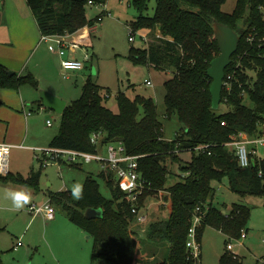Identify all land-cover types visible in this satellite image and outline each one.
<instances>
[{
    "label": "trees",
    "instance_id": "obj_1",
    "mask_svg": "<svg viewBox=\"0 0 264 264\" xmlns=\"http://www.w3.org/2000/svg\"><path fill=\"white\" fill-rule=\"evenodd\" d=\"M1 2V0H0ZM41 35L75 34L84 28H93L95 21L86 17L89 2L103 5L106 0H26ZM138 16L131 24V33L146 29L149 42L143 49H130V59L172 76L163 87V118L175 117L182 125L175 140L164 137L163 124L152 98L123 93L116 95L118 112L105 106V93L91 78L86 81L81 97L71 102L60 117L57 135L49 149L75 150L95 153L92 137L103 134V144L122 143L131 156H139V171L150 192H145L141 203L159 191L169 193L167 218L150 222L145 227L133 225L130 206L124 202L114 174L105 169L99 174L112 198L107 200L92 175L83 184V198L74 201L68 193L51 196V205L60 206L76 227L93 239L92 262L103 264H193L186 249L190 221L197 207L207 213L198 231V241L206 227L222 232L228 239H239L246 231L250 210L234 204L228 215H223L211 204L214 183L228 179L229 190L242 197L264 198V159L250 169H240L226 144L232 136L244 133L256 136L264 124V47L250 46L245 35L251 29H263L259 9L264 0H236L232 14L222 12L226 0H156L152 17L145 13L150 0H133ZM220 23L241 31L238 50L225 76L234 70L238 55L241 68L236 71L233 92L222 104L230 111L217 114L212 109L207 75L210 63L219 56L213 25ZM160 37H157V34ZM88 36L86 40H90ZM250 74H253L251 76ZM29 87L38 90V82L31 75L10 77L0 65V89L20 90ZM104 93V94H103ZM109 94V93H108ZM251 106L244 104V96ZM38 109L42 108L37 101ZM225 123V126L221 124ZM199 146H209V153H197ZM191 152V161L182 168L184 177L167 188L169 170L166 160L179 162L178 154ZM42 169V168H41ZM261 172V176L259 173ZM39 172L27 178L8 174L0 176V183L39 191ZM53 206V207H54ZM101 209L103 218L87 220V209ZM137 228V229H135ZM144 228V229H143ZM227 241V242H228ZM226 242V245H227ZM148 247L151 251L148 254ZM167 252H163L166 251ZM241 258L227 249L219 264H241ZM0 264H4L0 257Z\"/></svg>",
    "mask_w": 264,
    "mask_h": 264
},
{
    "label": "rangeland",
    "instance_id": "obj_2",
    "mask_svg": "<svg viewBox=\"0 0 264 264\" xmlns=\"http://www.w3.org/2000/svg\"><path fill=\"white\" fill-rule=\"evenodd\" d=\"M133 0H106V11L101 22H96L94 31L87 27L79 30L74 39L78 35L88 33L81 40L84 43L82 51L77 52L75 57L81 61L84 60V55L88 54L92 57V61L86 62L84 69L81 72L70 73L69 78L65 79L62 75L61 62L57 55L48 51V46L43 45L37 55L40 61L49 64V68L43 72L42 69L37 70L40 81L39 91L50 93L63 101L70 104L78 100L83 91V87L91 78L92 81L103 89V92L109 93V98L105 101V106L113 112H118L116 95L120 92L129 98L134 96H143L145 98H152L157 105L160 121L163 124L164 137L167 141L175 140L176 136L181 132L182 125L173 117L170 121L163 118L164 114V83L172 75L170 73L160 72L153 67L134 63L130 59V49H143L146 44L143 38L148 34V30L142 29L134 32L135 42H129L131 24L135 21L138 13L133 6ZM236 6V0H226L222 6V12L225 14H232ZM156 0H150L146 15L152 17L155 13ZM101 9L95 7H87L86 17L90 21H95L101 15ZM90 37V40L86 38ZM54 60V64L52 63ZM36 57L27 63L28 69L34 68ZM30 71V70H29ZM29 72L26 71V75ZM151 83L152 86H147ZM32 92L30 88H26ZM39 96V92H38ZM244 104L247 107L251 106L250 101L245 98ZM33 106V105H32ZM33 122L37 133L40 135L47 145V140L51 135H55L60 126V115L52 111H38L36 106H33ZM36 109V110H35ZM230 111V108L222 105L215 112L217 114H224ZM47 121L52 122V127L48 128ZM42 150H48V147ZM105 156V152L103 153ZM179 162H172L170 159L166 160V166L169 170V176L166 187L169 188L179 182L184 173L182 168L186 167L191 161V152H182L178 154ZM15 159L19 160L18 168H14L13 164ZM11 171L19 173L27 178L30 169L35 172L40 170V162L37 157L32 156V153L27 151L13 150L10 154ZM9 169V170H10ZM100 166L93 162L91 164L82 165L80 167H70L67 165L53 164L41 171L39 180V191L36 197L38 199H31V204L39 206L41 202L49 200L50 195H56L62 190L69 191L71 195V188L74 184H82L85 177L89 174L95 178L99 184L100 193L107 200L111 199V193L107 189L105 183L99 178ZM117 183V182H116ZM215 190L214 198L211 204L214 208L218 209L223 215H228L234 204H242L250 210V217L247 223L249 237L246 242V247L243 248L240 258L245 264L254 260L257 264H264V255L258 254V250L264 249L262 240L264 238V209L263 197L248 196L242 198L229 190L228 179L224 178L220 183H214ZM4 189L0 187V257L4 264H50L49 257L51 256V248L57 252L59 250L62 255L66 256L73 264H88L91 261L93 239L86 233L79 235L78 227L72 225L66 213L60 206L56 210V216L60 218L52 231L48 227L50 222L45 221L41 216L32 220L31 214L28 212V206H25L21 211L13 209L11 201L5 199ZM71 198L74 199L71 195ZM154 195L151 196L150 217L147 225L150 222L160 221L167 218L168 210L165 207L158 206V201ZM165 197L163 198V200ZM208 209V207H206ZM146 225V226H147ZM137 229V228H135ZM144 229V228H143ZM79 230V231H77ZM211 230V231H210ZM214 230V231H213ZM217 230L206 227L202 232V238L206 236L207 232L212 237L213 232ZM46 236V237H45ZM53 240H55L53 242ZM252 240V242H251ZM18 241H21L22 247H17ZM225 239L222 237L220 240L204 239L203 260L197 264H219V258L215 256L218 251H221L226 246ZM232 246L237 247L239 244L236 240H229ZM249 242L251 243L249 245ZM48 248H45V246ZM58 248V249H56ZM56 249V250H55ZM49 250V251H48ZM233 250V249H232ZM148 254L151 251L150 247L147 249ZM238 250H234L237 254ZM163 252H167L163 251ZM64 253V254H63ZM85 255L87 258H85ZM63 257V261L67 258ZM88 259V260H87ZM68 260V261H69ZM60 262V260H59ZM70 262V261H69ZM91 264H103L91 262Z\"/></svg>",
    "mask_w": 264,
    "mask_h": 264
},
{
    "label": "built area",
    "instance_id": "obj_3",
    "mask_svg": "<svg viewBox=\"0 0 264 264\" xmlns=\"http://www.w3.org/2000/svg\"><path fill=\"white\" fill-rule=\"evenodd\" d=\"M130 0H128L129 2ZM90 7L101 9V15L97 17L98 22H101L104 14L107 13L106 5H95L92 2L88 4ZM261 22L263 29L258 30L253 28L245 35V42L250 46H257L258 49L264 47V8H260ZM94 27L92 29L93 32ZM80 32V31H79ZM66 34V35H54L44 36L41 35V41L48 45L49 52L57 55L61 60L62 75L65 79L69 78L70 73L81 72L84 69L85 63L92 61V57L88 54L84 55V60L81 61L75 57L77 52L82 51L84 47L83 41H81L88 33L78 35L77 39L74 37L79 33ZM149 34V31H148ZM148 34L143 38L145 44L149 42ZM129 42H135L134 33H130ZM160 37V34H157ZM247 53L238 55L235 63L233 64L234 70L224 77L222 92H225L224 103L227 102V98L233 92V83L235 81V74L238 69L241 68V61L243 57H246ZM233 63V61H232ZM172 74L171 72H168ZM253 76V74H250ZM147 86H152L151 83H147ZM105 99L109 98V94L105 93ZM246 98L245 94H243ZM222 102V97H221ZM223 103V104H224ZM222 104V103H221ZM222 104V105H223ZM43 109V108H42ZM30 115V114H29ZM225 126V123L221 124ZM48 127H52V122H47ZM104 135L99 133L92 137V144L96 147L95 153H85L75 150L64 149H49L37 150V160L40 162L42 168H46L50 165L57 164L59 166L67 165L70 167H80L82 165L97 163L101 170L109 169L113 174L117 182L119 189L124 194V202L130 206V212L134 217L133 225L136 227H145L150 219L148 213L150 212V205L146 203L151 197H147L143 203L141 198L145 192H150L147 183L143 180L142 174L139 171V156H131L127 153L125 146L122 143H108L103 144ZM226 148L230 150L234 156L237 165L240 169L246 170L255 166L262 160L261 153L264 152V124L261 132L256 136H249L241 133L231 137V141L226 144ZM12 147L10 145L0 143V176H7L9 174V160ZM209 146H199L195 149L197 153H210L208 152ZM105 152V156L103 153ZM261 176V172L259 173ZM160 198L158 206L167 208L169 204V193L166 191H159L154 195ZM165 199L163 200V198ZM155 199V200H156ZM28 212L33 218L41 216L45 221L51 222L55 219L56 210L50 202L40 204H32L28 207ZM207 213V209L202 210L197 207L194 211L190 226L188 230V238L186 242V249L189 253V257L193 261V264L200 262L201 246L198 241V231L202 227L203 219ZM247 238V232L242 231L239 239L236 242L241 246L244 240ZM21 241L18 242L17 247H21ZM226 249L232 253L234 246L231 243L226 245ZM235 255V254H234ZM236 256V255H235ZM238 257V256H237Z\"/></svg>",
    "mask_w": 264,
    "mask_h": 264
},
{
    "label": "crops",
    "instance_id": "obj_4",
    "mask_svg": "<svg viewBox=\"0 0 264 264\" xmlns=\"http://www.w3.org/2000/svg\"><path fill=\"white\" fill-rule=\"evenodd\" d=\"M92 29L93 28H91V31ZM43 45H47V44L41 41V33L39 31L35 18L30 8L27 5L26 0H1L0 2V65L5 67L8 72H13L14 74H18L19 76H25L26 71H28L29 72L28 74H31L38 82V90H34L30 88L32 92H29L28 90H25L27 87H24L18 91L12 89H0V143L10 145L12 147L11 152L13 150L16 151L23 150L30 152L32 153L33 158L34 156L38 155L37 150H42L45 147H49L50 142L58 133L57 132L53 136L51 135L47 139L49 140L47 141L48 142L47 145H45L46 142L42 140L40 135L37 133L35 124L32 119L34 112L33 106L37 107L36 102L39 101L38 92L40 89V85H39L40 81H38L39 75L36 72L38 69H42L43 72L47 73L46 71L49 68V64L47 62L43 63L40 61L39 57L37 58V55ZM35 57H36V62L34 68L32 67V69H28L29 67L28 66L26 67L27 63H29ZM52 63L54 64V60H52ZM47 92L54 94L50 90H48ZM37 110L47 111L46 109H42V108L40 109L37 108ZM261 158L264 159V152L261 153ZM19 164H20L19 160L15 159L13 167L18 168ZM11 167L12 166L10 161L9 169ZM41 168L42 167L40 166L39 171H42L43 168L42 169ZM31 171L35 172L34 169L32 168L30 169L29 174L31 173ZM101 172L102 170L99 172V174ZM9 174L21 175L18 172L17 173L12 172L11 169L9 170ZM87 176H89V174ZM87 176L85 177V179L87 178ZM0 187L27 192L31 194V199H35V198L38 199V197H36L38 192H35L32 189L15 186V185H4L2 183H0ZM59 193H68L70 195V192L65 190H62ZM51 196L52 195H50L48 201L41 202L40 204L50 202ZM146 203L151 204L149 199L146 201ZM262 207L264 209V202ZM54 208L55 210H59L58 207L56 206H54ZM32 220H35V218L32 217ZM59 221L60 218L55 216V219L50 222L48 230L49 228H51L49 231H52L54 229L53 227H55ZM248 231L250 230L247 228L246 229L247 238L244 240L243 244L241 246L238 245L237 247L234 246V249L232 250L233 252L234 250H238L237 251L238 253L235 255L238 256L239 258L240 255L242 254V251L244 250L243 248L246 247V242L248 241V238L253 237L252 234L250 236L248 235L249 233ZM78 233L79 235H81L83 232L82 230H80ZM213 233H214L213 236L215 235L214 238L210 233L208 234V232L205 238L204 237L202 238V236L200 238L201 261L203 260V255H204L203 253L204 239H208L210 241L214 239L215 241L216 240L218 241L223 237L225 239L224 244L226 246V242L228 241L227 237L220 231ZM54 241L55 240H53V242ZM228 243L229 242H227V244ZM250 244L251 243L249 242V245ZM262 244L264 245V238L262 240ZM45 248L47 247L45 246ZM50 250H51L50 253L51 256L49 257L50 264H73L72 261L69 260L66 256L62 255L59 250H57V252L54 251L53 248H51ZM224 252H225V248L221 251H218L215 256L221 258ZM258 254L264 255V249L258 250ZM63 257H66L67 261L66 260L63 261L64 259ZM85 258H87L86 255ZM91 262H92V257H91V261L88 264H91ZM246 262L247 261L245 262L242 261L241 264H245ZM80 264H84V263H80ZM247 264H257V262H255L254 260H250V263Z\"/></svg>",
    "mask_w": 264,
    "mask_h": 264
},
{
    "label": "water",
    "instance_id": "obj_5",
    "mask_svg": "<svg viewBox=\"0 0 264 264\" xmlns=\"http://www.w3.org/2000/svg\"><path fill=\"white\" fill-rule=\"evenodd\" d=\"M213 32L219 48V56L210 63L207 75L212 81V85L210 87L212 109L217 110L221 103L225 71L232 64V57L238 50L241 40V31H235L230 29L228 26L215 23L213 25ZM8 75L12 77L15 74L13 72H8ZM39 101L41 102L43 109L52 111L60 116L67 107L65 101L44 91H39ZM84 216L89 221L99 220L103 218V211L101 209L89 208L85 211Z\"/></svg>",
    "mask_w": 264,
    "mask_h": 264
},
{
    "label": "clouds",
    "instance_id": "obj_6",
    "mask_svg": "<svg viewBox=\"0 0 264 264\" xmlns=\"http://www.w3.org/2000/svg\"><path fill=\"white\" fill-rule=\"evenodd\" d=\"M2 174V173H0ZM71 195L74 199L83 198V185L74 184L71 188ZM4 197L11 201L12 207L16 211H21L25 206L31 204V194L18 190L4 189Z\"/></svg>",
    "mask_w": 264,
    "mask_h": 264
}]
</instances>
